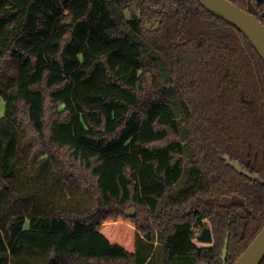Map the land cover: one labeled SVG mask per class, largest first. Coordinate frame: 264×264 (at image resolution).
<instances>
[{
	"label": "trees",
	"instance_id": "1",
	"mask_svg": "<svg viewBox=\"0 0 264 264\" xmlns=\"http://www.w3.org/2000/svg\"><path fill=\"white\" fill-rule=\"evenodd\" d=\"M1 101L0 264H234L264 226V61L197 0H0Z\"/></svg>",
	"mask_w": 264,
	"mask_h": 264
},
{
	"label": "water",
	"instance_id": "2",
	"mask_svg": "<svg viewBox=\"0 0 264 264\" xmlns=\"http://www.w3.org/2000/svg\"><path fill=\"white\" fill-rule=\"evenodd\" d=\"M197 1L213 15L226 19L242 31L264 61V25L253 13L241 9L230 0ZM261 15H264V10ZM151 25L152 22H150L147 27L149 28ZM158 26L159 23L157 22L154 29H157ZM222 158L225 160L226 164L234 167L237 172L251 179L259 178L257 174H251L246 169L242 168L238 161L230 160L228 155H223ZM196 239L207 244L211 243V230L208 227L202 228ZM227 242L228 239L226 238L221 255V259L223 260L227 255ZM263 257L264 226L260 229L245 250L239 255L234 264H259Z\"/></svg>",
	"mask_w": 264,
	"mask_h": 264
},
{
	"label": "rangeland",
	"instance_id": "3",
	"mask_svg": "<svg viewBox=\"0 0 264 264\" xmlns=\"http://www.w3.org/2000/svg\"><path fill=\"white\" fill-rule=\"evenodd\" d=\"M126 17L129 16L128 13H125ZM4 104L1 101L0 102V115L3 113ZM131 211V210H130ZM196 234L199 235L201 230L196 227L195 228ZM145 239V237H143ZM197 244H207L201 241H198L196 238L194 239ZM151 253L149 257H146V254L148 252V243L147 241L142 242L140 246V254L142 256V262L143 264H162V242L159 240L158 237L154 240V242L151 244Z\"/></svg>",
	"mask_w": 264,
	"mask_h": 264
},
{
	"label": "flooded vegetation",
	"instance_id": "4",
	"mask_svg": "<svg viewBox=\"0 0 264 264\" xmlns=\"http://www.w3.org/2000/svg\"><path fill=\"white\" fill-rule=\"evenodd\" d=\"M152 24H153V23H152ZM151 26H152V25H151ZM151 26H150V27H151ZM203 228H204V227H203ZM200 230H202V229H200ZM197 236H198V235H196V237H197ZM196 237H195V238H196Z\"/></svg>",
	"mask_w": 264,
	"mask_h": 264
}]
</instances>
